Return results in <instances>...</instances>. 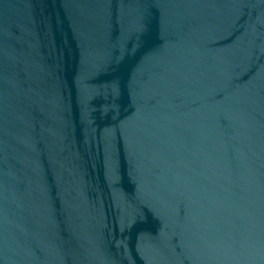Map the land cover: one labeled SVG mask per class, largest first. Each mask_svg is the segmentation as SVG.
<instances>
[{
  "label": "water",
  "instance_id": "obj_1",
  "mask_svg": "<svg viewBox=\"0 0 264 264\" xmlns=\"http://www.w3.org/2000/svg\"><path fill=\"white\" fill-rule=\"evenodd\" d=\"M0 264H264V0H0Z\"/></svg>",
  "mask_w": 264,
  "mask_h": 264
}]
</instances>
